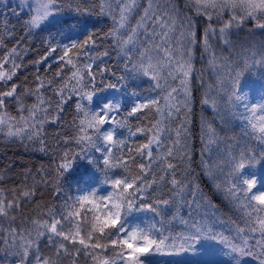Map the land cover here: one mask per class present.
<instances>
[{"label": "snow or ice", "instance_id": "obj_1", "mask_svg": "<svg viewBox=\"0 0 264 264\" xmlns=\"http://www.w3.org/2000/svg\"><path fill=\"white\" fill-rule=\"evenodd\" d=\"M98 3L101 14L106 12L112 17V29L103 36L88 31L82 37L68 38L65 29L73 30L71 18L90 14V9L82 7L80 0H17L15 6L10 0H0L3 8L0 15L10 11L19 17L27 10V18L23 20L26 36L56 29L47 31L48 36L42 41L45 51L33 62L37 66L34 87L25 85L18 91L21 86L14 82L27 53L20 42L0 55V131L7 130L9 137L37 141L40 151L48 152L45 125L51 123L63 128L67 122L61 114L65 105L76 98L75 114L67 123L71 135L56 133L57 143L51 147L54 167L50 171L42 169L39 179L29 170L18 187L7 190L0 187V264H80L81 260L85 264L88 261L91 264H153L150 259L153 256L198 255L201 244L213 242L227 249L222 254L232 264H241L247 258L264 264V191L258 190L254 175L256 166L264 162V104L247 103L248 92L239 87L242 72L249 67L247 61L235 67L225 63L231 70L220 86L237 109L241 106L245 109L239 115L261 147L246 148L232 155L224 161V168L216 165L219 174L211 164L206 165V173L218 181V190L241 212L243 225L237 224L236 236L229 239L215 231L214 224L191 219L189 213L191 222L180 218L186 231L171 236L165 235L163 218L165 210L188 203L185 193L189 185L178 177L177 165L170 159L181 151L183 126L175 130L176 139L171 141V146L166 145L163 137L168 131L164 118L180 112L181 105L176 103L180 93L185 108L191 96L198 43L196 17L203 16L209 21L200 42L209 54L210 66L216 67L220 62L212 39L231 46L232 30L244 27L249 21L264 30V0H184V8L193 12L192 16L180 9L176 0H144L146 6L134 27L130 19L141 7L140 0H98ZM4 31H8L7 22ZM8 35L11 38L12 33ZM105 40L111 41L110 47L123 60V75L116 77L115 82L105 75L109 72L115 76L109 66L97 64V59L109 56L107 49L98 51ZM256 55L251 57L253 64H264V52L258 54L259 60ZM50 57L52 63L47 67L51 69L55 63L57 70L51 78L42 77L38 66ZM141 76L153 81V87L165 93L161 98L163 104L157 98L141 100L135 90L129 95L137 97V101L126 114L122 112L121 98L95 103L94 98L102 93L120 92L121 87H127L122 81ZM170 79L179 80V87L172 86ZM27 96L35 97V103L27 105L24 102ZM12 103L19 113L16 117L7 111ZM204 103L216 107L214 99L206 98ZM133 117L137 121L135 126L131 122ZM145 120L147 124L143 123ZM121 130L127 131L126 137L118 135ZM207 131L209 142H214V129L209 126ZM137 136H144L145 141L138 143ZM60 145L65 148L61 149ZM93 149L99 155L89 157ZM78 157L93 165L96 184L77 188L74 198H65L61 195V181L73 169ZM156 168L160 169L159 174ZM249 172L253 175H248ZM29 178L31 184L27 182ZM3 179L0 175V180ZM165 183L170 185L167 195L160 187ZM40 185L61 198L60 210L44 211L38 206L34 218L18 223L22 205L33 202ZM105 188L110 191L101 194ZM191 195L192 203L199 207L195 192ZM136 213H152L161 219L142 226L129 220ZM42 239H46L51 255L42 254Z\"/></svg>", "mask_w": 264, "mask_h": 264}, {"label": "trees", "instance_id": "obj_2", "mask_svg": "<svg viewBox=\"0 0 264 264\" xmlns=\"http://www.w3.org/2000/svg\"><path fill=\"white\" fill-rule=\"evenodd\" d=\"M10 3L15 6L17 0H10ZM82 7H88L90 14L73 19V30L68 32L65 29V35L68 38H79L85 35L88 31L95 32L98 36H103L108 33L113 27V20L106 12L101 14L98 0H80ZM179 8L186 12L189 16L194 15L188 9L184 8V0H176ZM141 7L138 8L130 19V25L135 26L139 17L143 14V7L146 6L144 0H140ZM0 12L3 8L0 7ZM27 18V10L19 17L13 15L10 11L5 15H0V55H3L7 49L16 46L20 42L22 48L27 49V53L23 56V66L18 70L17 77L14 82L21 87L18 91H22L25 85L35 86V76L37 75V66L33 63L39 59L44 53L45 48L42 41L48 36L47 31H55V28L45 29V33L38 31L31 36L25 35L23 27V20ZM197 23V47L194 53V72L191 77L190 90L191 96L189 98L187 108L183 107V94L180 93L176 103L181 105L180 112L171 118H164L165 124L168 126L163 139L167 146H171V141L176 139V129L183 126L184 131L181 135L182 143L179 145L180 152L174 154L172 162L177 165L176 172L181 180H184L188 185V192L185 193V198L188 203L183 205H176L165 210L164 225L165 235L179 236L186 231L184 224L180 222V218L190 220H203L206 223L214 224V230L221 232L232 239L236 236L235 227L237 224L243 225V218L241 212L234 206L231 200L227 198L225 193L218 190L216 184L218 181L211 179L206 173V165L211 164L213 171L218 173L216 165L224 168V161L229 159L232 155L238 154L246 148L261 147L257 141L250 134V129L243 122V118L239 115L240 112L245 111L241 106L237 109L227 98V94L222 90L220 81L228 79L230 67H225V63L231 67L242 61H247L249 67L245 68L240 78L239 87L248 92L246 102L253 105L264 104V64H253L251 57L254 54L259 60V53L264 52V30L255 27L254 23L249 21L244 27L233 29L230 37L231 46L225 45L221 40L212 39L211 43L213 50L219 60V65L212 67L209 64V54L204 51L201 44V38L206 25L209 23L203 16L196 17ZM8 23V31H4V24ZM55 23V22H53ZM215 23V21H212ZM11 32V38L8 33ZM111 41L105 40L98 48L99 52L105 49L109 51V56L102 60L97 59V64L103 67L105 64L109 66L111 72L115 76L106 72L105 75L111 82L116 81V77L123 75V60L117 58L116 52L110 47ZM55 55V54H54ZM52 63L50 57L48 61L38 66V74L42 77L51 78L57 70V65L52 64L49 69L47 65ZM94 70H96L94 68ZM68 71L67 69L65 70ZM70 74V73H69ZM11 83V82H10ZM127 87H121L120 92L108 90L102 93L101 96L94 98L95 103L99 104L108 98H121L123 101L122 112L130 109L133 102L137 101V97L129 95L133 90L139 94V99L157 98L161 99L165 93L153 87V81L147 77H139L135 80H125L121 82ZM169 83L174 87H179V80H169ZM51 96V92H47ZM206 98L214 99L216 107L211 103L205 104ZM75 100L74 97L68 104L65 105V111L62 113L63 120L67 123L71 122L72 116L75 114ZM27 105L35 103V97L27 96L24 98ZM163 104V99H161ZM95 105L93 104V107ZM7 111L11 116L19 115L15 103L9 105ZM259 114V112H258ZM160 119L161 117H157ZM133 126L137 124L136 119L131 118ZM67 123L63 128L56 124H46L44 138L49 146L48 152L40 151L41 145L37 141H29L19 137H9L7 130L0 131V175L4 177L0 180V187L6 190L12 187H18L25 179V173L29 170L32 176L39 179L42 174L41 170H51L54 167L53 154L51 147L57 143L56 133L61 136L71 135V129L67 127ZM144 124L148 120L143 121ZM215 131V141L209 142L208 127ZM118 135L127 136L126 130H121ZM136 141L142 143L145 141L144 136H137ZM64 149V145H60ZM95 150L89 152V157L98 156ZM155 167V165H154ZM160 169L156 168L157 174ZM248 175H253L249 172ZM258 179V190L264 191V162L256 166L254 172ZM32 183V179L27 181ZM62 192L61 195L65 198L77 195L76 189L82 187H93L96 184V174L93 165L88 163V160L77 158L73 169L66 174L61 181ZM161 190L167 195L169 194L170 185L165 183L161 185ZM198 189V190H197ZM101 194H105L110 189H102ZM195 192L196 203H192L191 193ZM63 201L60 197L55 196L50 189H46L40 185L37 195L33 202L22 205V212L18 216L17 222L20 220L30 221L37 214L38 206L41 210L46 211L51 208L54 212H58ZM191 204V207H189ZM189 213L192 214L191 219ZM176 219H173V217ZM160 217H154L152 213H136L129 218L131 223H139L146 226L148 221L156 222ZM40 248L42 254L51 255V250L47 244L46 239L40 241ZM201 254L194 255L201 259L203 264H232L228 256L223 255L227 249L222 245L213 243H203L199 246ZM111 252V249H109ZM167 257H175L180 260L183 254L179 256H153L150 259L153 264H165L161 260ZM80 264H85L81 260ZM91 264V261H88ZM177 264V263H173ZM241 264H256L250 258L243 259Z\"/></svg>", "mask_w": 264, "mask_h": 264}, {"label": "rangeland", "instance_id": "obj_3", "mask_svg": "<svg viewBox=\"0 0 264 264\" xmlns=\"http://www.w3.org/2000/svg\"><path fill=\"white\" fill-rule=\"evenodd\" d=\"M187 260H189V258H184V259L181 260V262L185 263Z\"/></svg>", "mask_w": 264, "mask_h": 264}]
</instances>
